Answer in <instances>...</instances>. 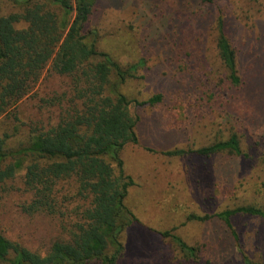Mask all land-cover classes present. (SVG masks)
Wrapping results in <instances>:
<instances>
[{"label":"rangeland","instance_id":"rangeland-1","mask_svg":"<svg viewBox=\"0 0 264 264\" xmlns=\"http://www.w3.org/2000/svg\"><path fill=\"white\" fill-rule=\"evenodd\" d=\"M238 3L233 0H218L213 5L202 0L97 1L89 26L99 31V50L123 67L146 59L138 69L140 78L126 82L122 92L138 101L163 94L158 104L130 109L139 117L138 143L126 145L121 158L125 175L134 182L126 205L139 224L125 231L122 237L125 247L117 264H242L233 232L246 252L252 257L257 255L253 254L251 240L244 237L252 238L255 232L264 236L263 225L235 216L228 228L216 217L237 206L264 205V94L259 97L261 92L254 91L253 98L248 99L243 96L249 89L245 86L235 105L230 106L223 96H211L207 91L220 71L213 52V23L220 13L224 15L227 33L239 50L240 68L247 67L252 50L259 52L264 61V3ZM0 6L2 14L12 10L3 0ZM46 70L36 88L38 105L41 99L57 97H62L69 106L78 103L72 80L49 75ZM36 107L34 101L20 103L19 117L25 125L44 117L38 114L39 108L37 113ZM56 109L43 112L41 109V114L48 111L49 118L55 119ZM225 111L230 115L225 116ZM224 116L230 119L222 123ZM2 123L0 129L4 130ZM234 130L245 142L243 148L249 151V161L237 160L225 152L207 157L192 152L226 140ZM26 135L22 128L15 139H24ZM175 149L184 154H163ZM14 184L21 186L18 179ZM59 189L58 203L63 215H58L59 212L29 215L21 210L26 196L0 194L2 233L41 255L55 240H67L85 204L76 195L71 181L60 184ZM191 215L209 218L197 221L189 219ZM165 231L179 237L187 246L197 248L196 260H187L170 237L161 235Z\"/></svg>","mask_w":264,"mask_h":264},{"label":"trees","instance_id":"trees-1","mask_svg":"<svg viewBox=\"0 0 264 264\" xmlns=\"http://www.w3.org/2000/svg\"><path fill=\"white\" fill-rule=\"evenodd\" d=\"M3 1L12 10L2 14L0 6V122L5 125L4 130L0 129V194L26 196L21 210L29 215H56V212L63 215L58 203L59 185L71 181L85 207L75 219L69 238L55 240L43 255L7 238L0 230V263L117 264L125 247L122 240L125 231L139 224L126 205L134 182L125 175L121 158L126 145L138 143L139 117L130 109L158 104L163 94L138 101L122 92L126 82L140 78L138 69L146 59L123 67L99 50V31L89 26L98 0ZM202 1L213 5L218 0ZM233 1L264 3V0ZM213 31L214 62L220 71L207 91L211 96H223L230 106L235 105L245 86L249 89L243 93L244 97L253 98L254 91L263 96L261 54L252 50L247 67L241 69L240 53L227 33L223 13L216 17ZM45 69L49 75L72 80L78 103L69 106L62 97H57L39 99L38 105L36 88ZM23 100L34 101L37 113L39 108L38 114L44 117L25 125L19 117ZM54 107L57 118H49L48 111L41 114V109L43 112ZM229 115L225 111V116ZM225 116L222 123L230 119ZM22 128L27 135L15 139ZM244 144L234 130L226 140L192 152L201 157L225 152L237 160L249 161L251 157ZM163 154L182 156L184 151L175 149ZM17 179L20 187L14 184ZM235 216L257 221L264 227L263 204H245L216 215L228 228ZM208 218L189 216L197 221ZM232 234L242 264H264V236L255 232L252 238L244 237L254 245L252 251L257 255L252 257L243 249L237 234ZM161 235L170 237L187 260H196L197 248L187 246L169 231Z\"/></svg>","mask_w":264,"mask_h":264}]
</instances>
